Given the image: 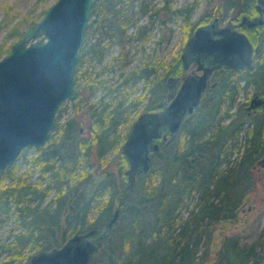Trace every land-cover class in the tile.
<instances>
[{
    "label": "trees",
    "instance_id": "16d2710c",
    "mask_svg": "<svg viewBox=\"0 0 264 264\" xmlns=\"http://www.w3.org/2000/svg\"><path fill=\"white\" fill-rule=\"evenodd\" d=\"M164 1L163 8L167 9L171 0ZM197 1L167 10L168 15L180 16L185 38L210 18L191 20ZM153 2L140 0L141 10H148ZM111 3L97 0L92 6L94 17L87 24L75 69L78 94L81 87L87 92L100 85L105 88L88 109L91 141L81 137L74 120L69 119L58 137L52 131L45 144L28 145L19 154L26 157L28 148L34 149L32 160L40 163L39 178L27 180V173L15 176L16 162L0 170V222L3 214L11 212L18 226L14 238L4 244L10 252L1 257L0 264H24L33 254L26 252L27 247H36L33 252L52 248L62 245L74 232L103 228L116 205L120 211L107 236H91L98 247L88 264H260L264 260L261 238L243 243L239 233H225L215 252L211 245L219 225L238 215L246 194L256 187V170L261 167L258 159L264 152V105L246 107L248 100H238V95L250 82L256 92H264V56L244 71L217 68L212 75L214 83L194 112L183 120L178 133L156 138L159 148L151 153L150 169L137 173L135 183L123 191L128 158L121 144L134 119L131 109L147 98L145 108H158L171 96L166 80L182 69L181 49L168 62L152 59L134 65L114 86L94 81L89 71L97 76L109 66L104 64L97 71L84 68L88 54L97 61H102L105 54L101 39L85 45L89 28L93 23L106 22L110 38L122 40L132 22L123 17L106 19ZM255 3L219 0L216 12L222 18L231 14L236 20L257 13ZM119 11L120 16L125 9ZM146 30L140 28L137 36L146 34ZM246 30L259 53L264 48V23L247 26ZM142 80L148 92L132 95L133 86ZM92 142L98 146L97 157L105 166L106 153H115L114 171L104 167L95 173L86 157Z\"/></svg>",
    "mask_w": 264,
    "mask_h": 264
},
{
    "label": "water",
    "instance_id": "95a60500",
    "mask_svg": "<svg viewBox=\"0 0 264 264\" xmlns=\"http://www.w3.org/2000/svg\"><path fill=\"white\" fill-rule=\"evenodd\" d=\"M96 1L54 0L0 58V170L16 162L28 145L45 144L55 128L61 103L77 96L75 69ZM263 21L261 15L250 18L246 14L241 19L249 25ZM219 23L215 16L195 27L180 53L181 74L167 77L168 87L180 82L173 97L165 99L161 108L144 109L131 122L121 144L128 158L123 191L135 183L137 173L150 169L151 153L159 148L154 140L166 138L168 132L176 135L183 120L200 104L213 70L217 66L238 69L251 63L253 44L248 36ZM39 33L44 40H33ZM193 62L198 70L189 71ZM261 103L264 96H254L250 107ZM258 162L264 166V152ZM119 211L116 205L103 228L74 232L62 245L33 252L24 264H88L98 247L91 236H107Z\"/></svg>",
    "mask_w": 264,
    "mask_h": 264
},
{
    "label": "rangeland",
    "instance_id": "374dc122",
    "mask_svg": "<svg viewBox=\"0 0 264 264\" xmlns=\"http://www.w3.org/2000/svg\"><path fill=\"white\" fill-rule=\"evenodd\" d=\"M53 1L0 0V58L10 51L13 42L22 36L23 30L29 26L31 20L38 17L43 8L47 4L53 3ZM111 1L112 8L108 10L105 16L106 19L115 21L118 17H123L127 22L129 20L132 22L126 27L122 40H112L110 38L108 23L105 22L103 25L93 23L89 28L90 33L85 45L101 39L102 45L105 46V54L102 61L92 59L88 54L84 68L87 67V70L97 71L100 66L107 64L109 67L102 69L97 76L89 71L90 78L94 79V81H99L101 84H112L114 86L131 71L134 65L148 62L152 59L153 61L168 62L173 58V53L181 49L186 38L183 35L180 16H176L174 13L168 15L167 10L170 7L169 10L174 7H181L192 0H171V3H167V9L163 8L166 6L164 0H154V5L150 4L149 9L146 11L141 10L140 0ZM218 4L219 0H198L197 5L193 9L191 20L198 21L208 15L210 18L213 17L217 13ZM120 9H125V11L124 14L121 13L119 16ZM91 17H94V14ZM145 27L147 29L146 34L140 37L137 36V31ZM39 39H44L42 33L37 34L33 38L35 41H39ZM263 56L264 50L261 54V57ZM240 82L242 83V80ZM253 89H255L254 85H250L247 89L241 90L239 100L245 99V96L249 100ZM104 90L105 88L101 87V85L93 92H87L81 87L79 94L75 98H68V100L63 101L61 103L62 108L57 115V128L53 129V135L58 137L62 129L66 127L69 119H72L80 136L90 142L92 136H90L91 125L89 124L88 109L93 102L98 101L100 94ZM143 91L148 92L142 80L133 86L132 95H140ZM147 99H144L143 103L137 108L131 109L132 117L134 116L135 118L145 108ZM123 129L121 130L122 132ZM97 148L96 143L92 142L90 153L86 156L87 162L93 164L92 168L95 173H97V168L102 169L104 167L114 171L116 169L115 153L111 150L106 153L107 159L105 162L107 165L105 166L104 162L100 163L97 157ZM34 153V149L28 148L26 157L19 156L17 158L15 176L20 173H27V180L40 177V163L35 164L32 160ZM235 156L236 152L232 154L231 160ZM256 171L255 190L246 194L244 205L235 218L230 221H224V223L219 225L218 231L213 236L214 240L211 245L213 252L219 246L221 236L225 233H239L243 243L252 240L257 241L258 238L264 241V166L258 167ZM3 215L4 217L0 222V244H2L0 245V259L10 252L4 244L11 241L14 238L13 234L18 231L16 229L18 226L16 225L15 214L9 212ZM35 249L36 247H27L26 252L33 253Z\"/></svg>",
    "mask_w": 264,
    "mask_h": 264
},
{
    "label": "flooded vegetation",
    "instance_id": "af4514ba",
    "mask_svg": "<svg viewBox=\"0 0 264 264\" xmlns=\"http://www.w3.org/2000/svg\"><path fill=\"white\" fill-rule=\"evenodd\" d=\"M260 5V6H259ZM255 7H256V10H257V13H255V14H252V15H250V14H247L250 18H253V17H256L257 15H261V17H262V19L264 20V0H256V3H255ZM245 15V14H244ZM244 15H241V17L240 18H237L236 20H234L233 18H232V16H231V14H229V15H226L225 16V18H222L220 15H218L217 13L213 16V17H211V18H209L207 21H205V22H208V21H211V20H213L214 19V17L215 16H217L218 18H219V26H225V24H228V25H230V27L232 28V29H234V30H238V31H241V32H244L247 36H248V38H249V40L252 42V38H251V35L249 34V32L246 30V28H247V26H256L257 24H255V25H249L247 22H241V19H242V17L244 16ZM227 17V18H226ZM257 23H264V21L263 22H257ZM191 35V34H190ZM189 35V36H190ZM188 36V37H189ZM187 37V38H188ZM187 38L184 40V42H183V44L185 43V41L187 40ZM182 44V47H181V50H182V48L184 47V45ZM252 44H253V49H252V61H251V63L249 64V66L250 65H252V66H254V65H256V62H257V60L259 59V57H261V54H262V51L264 50V48H262L260 51H259V53H257V48H258V45H254V43L252 42ZM249 66H246V67H239L238 69H234V68H230V67H225V66H217V68H221V70H228V69H231V70H233L234 72L235 71H238V70H240V71H244V70H246ZM190 68H189V71H191V70H198L197 69V63L196 62H193V63H191L190 64V66H189ZM216 68V69H217ZM216 69H214L213 70V72L210 74V77H209V79H208V81H207V85H206V88H205V90H204V93H203V95L206 93V91H207V88H208V86L210 85V84H213L214 82L212 81V78H213V74H214V72H215V70ZM181 72H182V69H181V71L179 72V73H174V74H181ZM174 74H171V75H174ZM169 76V75H168ZM167 76V77H168ZM167 80H168V78H167ZM167 80H166V84H167ZM241 80H242V83H244L245 82V80H244V78H241ZM240 80V81H241ZM180 84V82L178 81V83H176L175 84V86H173V87H168V85H166L167 87H168V89H170V93H171V96L170 97H168V98H166L167 100L168 99H170L171 97H173V95L175 94V92L177 91V87H178V85ZM250 85H254V83L253 82H250V84L247 86V87H249ZM247 87L245 88V89H247ZM254 87H255V85H254ZM245 89H241L242 91L243 90H245ZM241 92V91H240ZM239 92V93H240ZM239 96V95H238ZM254 96H264V92L262 93L261 92V94L260 93H258V92H256V89H253V91H252V93H251V97H250V99L247 101V104H246V107H249L250 108V102H251V99L254 97ZM203 97V96H202ZM245 99H247V97L245 96L244 97ZM203 99V98H202ZM238 100H239V98H238ZM240 100H244V99H240ZM202 101V100H201ZM163 105V104H162ZM162 105L160 106V107H158V108H161L162 107ZM258 105H264V103H261V104H256L255 106H251V107H254V108H256ZM61 106V105H60ZM59 109V108H58ZM144 109H147V108H144ZM143 109V110H144ZM154 109H156V108H154ZM154 109H147V110H154ZM143 110H141L140 111V113L143 111ZM58 115V111H57V114H56V116ZM132 124V123H131ZM56 125V124H55ZM55 127V126H54ZM53 131V130H52ZM169 133V132H168ZM168 133H167V136H168ZM166 136V137H167ZM159 137H163V136H159ZM158 138V137H157ZM164 139H166V138H164ZM154 141H157L156 139L154 140ZM92 238V237H91Z\"/></svg>",
    "mask_w": 264,
    "mask_h": 264
}]
</instances>
